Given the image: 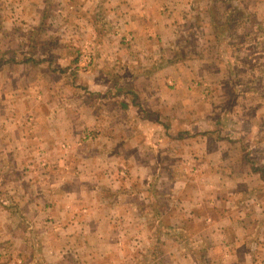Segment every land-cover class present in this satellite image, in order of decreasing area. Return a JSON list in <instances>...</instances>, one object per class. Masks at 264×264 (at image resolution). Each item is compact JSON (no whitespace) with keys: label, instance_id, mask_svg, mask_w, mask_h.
<instances>
[{"label":"rangeland","instance_id":"rangeland-1","mask_svg":"<svg viewBox=\"0 0 264 264\" xmlns=\"http://www.w3.org/2000/svg\"><path fill=\"white\" fill-rule=\"evenodd\" d=\"M174 1L165 15L155 8L148 18L154 16L156 24L152 19L144 20L146 26L157 29L154 42L161 41L162 46L155 50L150 43L149 51L140 54V59L157 58L156 66L140 68L171 71L166 63L177 62L168 74L174 81L167 88L173 91L172 107H182L183 112L170 116L166 109L156 115L161 124L169 123L166 130L129 129L131 137L140 140L139 147L152 149L150 152L160 150L163 156L158 162H150L156 168L149 175L148 185L136 182L139 195L128 198L122 184L128 178L118 172L117 164L106 166L89 157L87 143L94 144L98 135L94 130L86 128L66 144L53 131L49 145L42 147L41 142L29 140V123L34 109L59 107L69 99L73 105L72 92L78 93L76 105L82 100L81 108L92 106L100 113L106 97L92 92L91 86L100 76L108 80L102 81L108 84L107 93H120L114 105L129 99V94L125 98L123 93L133 90L131 76L141 70L125 68L132 55L136 56V50L132 51L136 43L123 41L125 30L117 32V25L121 16L125 18L127 8L138 20L137 0H0L1 264H29L30 246L40 251L41 236L63 245L65 241L76 243L74 232L90 231L93 224L89 217L94 212L104 218L98 223L102 228L99 240H104L105 215L117 225L124 211L121 205H170L190 191L187 186L197 185L190 179L197 177L207 162L229 191L237 181L246 179V172L239 166L241 155L246 166L252 165L264 181V0L257 5L247 0ZM138 37L140 44L153 40ZM111 56L118 59L108 60ZM29 61L35 64L32 71ZM106 62L111 65L106 66ZM101 70L105 75L97 72ZM37 75L45 80L34 82ZM150 107L137 106L145 116L143 121L151 124L153 119L144 111ZM109 108L107 129L113 128L112 118L120 121L124 115L113 105ZM136 115L133 112L128 118ZM86 119L83 116V121ZM104 132L105 138L113 136L117 140L120 132L125 136L119 129ZM158 136L173 139L154 145ZM206 139L211 141L208 146ZM94 161L97 168L92 166ZM101 172L105 176L96 179ZM206 176L210 179L207 185L214 188L215 177ZM91 185H97L96 192ZM108 190L111 192L107 194ZM40 205L46 207L40 209ZM89 205L107 206L101 212L89 211ZM130 229L133 240L136 231ZM129 245L134 247L133 243Z\"/></svg>","mask_w":264,"mask_h":264},{"label":"crops","instance_id":"crops-1","mask_svg":"<svg viewBox=\"0 0 264 264\" xmlns=\"http://www.w3.org/2000/svg\"><path fill=\"white\" fill-rule=\"evenodd\" d=\"M152 1L153 5H148L150 0H137L138 5L135 9L138 12V20H135V16H131L130 9L127 8L125 18L121 16L119 25H117L119 27L117 32H122L123 28L125 30L123 31V33L125 32L123 41L130 40L132 45L133 42L136 43L133 45L134 50L132 49V51L136 50V56L132 55V58L126 63L128 68H125L141 70L140 74L131 76L132 84L130 87L133 90L130 89L129 93H123L125 98L129 94L127 96L129 99H125L123 102L119 101L118 104L114 105L113 102L116 101L113 100H117L120 93H107L105 85L108 84L107 82L104 84L102 82L104 80L100 76L91 83L92 92L103 93L101 97H106L103 100L105 101V108L100 110V113L97 108L92 106L81 108L82 100L80 104L76 105L78 93L72 92L73 105H71L70 99L59 107L47 106L43 108L44 105H41V109H34L35 113L29 123L31 132L29 133V140L41 142L42 147L49 145L53 131L61 135L66 144V141L72 142L77 135L80 136L82 130L86 128L94 130L98 135L94 136V141H96L94 144L87 143L88 147L91 148L89 149V157L99 159L101 164L105 163L106 166H109L110 163L117 164V167L120 168L118 172L120 174L125 173L128 178L122 181V184L127 188L128 198L137 195L138 190L135 189V186L138 183L136 182L142 183L144 186L148 185L149 175H151L152 170L154 173L156 168L150 165V162H158L163 156L160 154V150L150 152L152 149L146 151L142 148L143 146L139 147L140 140L135 136L131 137L129 129H138L139 131L152 128L154 131H162L169 126V123H166L167 125L161 124L159 120H156V115L162 114L163 110L166 109H169L168 115L170 116L181 114L177 111L183 112L182 107H172L170 102L174 97L170 87L174 81V76L168 74L175 70L174 66L178 65L177 62L169 61L166 63L169 68H172L171 71H166L162 67L157 72L156 69L150 67L149 69H141L143 66H156L157 58H154L153 61L140 59V54L149 51L148 45L153 43L155 50H160L162 46L161 41L156 40L154 42V37L156 38L158 34L157 29L152 25L146 26L144 20L150 22L152 19L153 23L156 24L157 21L154 16L148 18L154 13L155 8L160 14L165 15L170 10V3H176L174 0ZM218 1L224 3L228 0ZM247 1L253 3L252 5H257L256 2L263 0ZM249 16H252L251 11H249ZM138 36L146 39L153 38V40L150 41L149 39L140 44ZM119 49L122 52L125 50L123 47ZM114 54L120 56L115 52ZM96 56L98 55L96 54ZM117 59L111 56V59L108 60ZM34 65L29 61V70L32 71ZM110 65L106 62V66ZM132 65H136V67ZM97 72L101 75L106 73L104 70ZM118 79L120 80V78ZM118 79L116 80L118 81ZM43 80H45L43 75H37L34 82H42ZM168 85L170 86L167 88ZM110 105L114 106L116 112H123L124 115L121 116L120 121L118 119L114 121L112 118L111 127L113 128L107 129L105 121L108 118L107 114L110 113ZM139 105L151 106L153 113H151L150 108H147L148 111L144 110L145 115L147 114L149 119H153L151 124L143 121V112L137 108ZM83 110H86V115ZM133 112L135 115L137 114L136 117L128 118ZM105 114L106 116H104ZM83 116L87 117V121H83ZM56 119L57 122L55 123ZM122 120L123 122H121ZM179 128L183 127L180 126ZM7 129L12 130V127H7ZM116 129L124 130L125 136H120V132L117 140L113 136L105 138V130ZM160 134L166 136L164 133ZM168 136L170 135L168 134ZM142 139L144 140V138ZM172 139V137L162 138L158 136L157 143L155 142L154 145H160L161 141L167 143ZM205 142L206 146L209 142L211 143L208 139ZM146 152L150 157H146ZM126 161H128V166H125ZM96 162L94 161L92 164L95 168H97ZM208 166H210L209 162L206 165L203 164L197 177L190 179L197 185L187 186L186 189L190 191L185 192L181 197H177L170 205H121V209L124 211L121 215L122 219L116 223L117 225L111 224L110 218L105 215L104 240H99L102 235L98 232L102 229L99 228L98 223L104 218L97 212L89 217V221L93 224L90 231L79 230L74 232V236L78 240L76 243L65 241L63 245L60 242L55 243L54 239L49 240V237L41 236L40 251L34 250L33 245L30 246L29 264H262L264 262V181L261 174H258V170L254 172L252 165L246 166L245 157L241 155L239 166L243 172H246L244 173L246 179L237 181L233 190L229 191L223 186V183L221 184V176L217 175V172L210 171ZM139 168L141 169L140 174H138ZM240 171L239 175L241 176ZM207 174L215 177L213 182L216 185H213L214 188L212 189L207 185L208 180H210L209 176H206ZM104 176L105 173L101 172L95 178H103ZM91 187L95 192L98 189L97 185H91ZM109 192L111 191L108 190L106 193ZM140 194L145 195L142 192ZM147 198L149 200V197ZM170 198L173 200L172 197ZM106 206L89 205V211L99 210L102 212ZM45 207L46 205H40L38 208L43 209ZM149 209L151 213H148ZM130 227L136 231L133 240L129 237ZM80 234L81 240H79ZM129 243H133L134 247ZM149 249L151 252L148 251ZM1 262L0 260V264Z\"/></svg>","mask_w":264,"mask_h":264}]
</instances>
